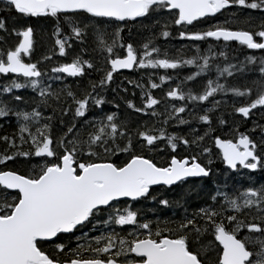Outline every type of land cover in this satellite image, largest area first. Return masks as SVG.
<instances>
[{
  "label": "snow or ice",
  "instance_id": "obj_1",
  "mask_svg": "<svg viewBox=\"0 0 264 264\" xmlns=\"http://www.w3.org/2000/svg\"><path fill=\"white\" fill-rule=\"evenodd\" d=\"M5 5L6 11L14 10L21 17L52 18L55 21L53 35L57 36L55 45L62 56L66 55V49L72 47L69 41L73 38L84 42L89 25L84 24L81 17L97 20L98 23L92 26L93 35L97 38V47L106 54V62L110 65L99 81L101 87L112 80L113 71L133 67L177 69L180 65L195 64L197 71L186 77V80L194 81L209 70L210 55L225 56L223 51L218 54L210 51L209 54L188 59L168 58L167 53L161 56L160 50L152 45L151 40H146L139 48L130 42L121 45L126 54L119 55L115 47L120 39L121 28L114 29L112 42L107 43L103 39L106 33L100 27L101 23L119 24L122 27L128 22L134 23L136 18L160 15L164 9L172 10V22L176 25L212 16L221 10L227 11L229 5L264 10V0H5ZM236 19L237 14L232 13L225 24L217 23L204 31H180L179 36L196 40L205 37L222 38L225 42L235 40L248 49L264 50V17L256 26L253 18L246 16L241 22L248 25L247 29L225 26ZM63 26L68 29L66 35ZM0 30H7L2 17ZM12 33L17 36L18 42L11 47L0 48V74L17 75L0 86V94L11 93L12 89L27 85L34 90L39 88V95L47 103L46 97L53 93L50 88L42 86L44 74L37 63L30 60V52L34 47L33 28L29 25L18 31L12 29ZM162 35L167 37L169 32L165 30ZM49 58L51 53L48 57H42ZM254 61H257V57L246 56L244 61L239 62L240 68ZM258 63L259 73L264 77V57ZM85 67L91 69L92 62L77 54L70 62L62 63L52 71L78 76L85 73ZM233 71L235 68L232 64L226 63L224 67L217 65V80L208 79L199 93L192 89L182 91L180 85L183 82H179L165 96L179 100L186 98L193 102H207L215 94L226 92L237 97H248L252 89L218 82L221 77L230 78ZM20 76L24 78V83L19 82ZM159 79L163 82L172 77L161 75ZM138 87H141L143 106L136 108L128 100L126 103L129 108L145 112L159 105L160 101L150 91H145L143 85ZM148 87L154 89L158 85L149 79ZM95 88V84L91 85L88 94L79 98L74 92L66 91V96L71 98L74 106V122L55 145L50 133L51 116L46 118L48 122L41 123V112L36 108L12 113L18 120L16 135L0 137V140H4L14 151L6 150L5 154H0V165L14 157H36L40 162L23 173L0 168V264H264V184L243 188L232 196L214 193L213 201L219 196L224 197L219 209L206 205L197 209L195 216H189L186 212L180 222H161L159 218L153 222L142 219L139 210L130 206L113 207L118 205L122 197L130 201H155L151 186H173L177 182H184L186 177H207L211 171L198 161L196 155L178 157L172 154L164 165H158L152 158L134 150V131L138 138H142L143 147H151L154 141L164 137L173 150L177 147V141L185 146L199 147L206 136H211L220 149L222 162L231 169H237L238 166L251 170L264 169V153H258L256 142L247 134L239 132L235 139H221L209 131L190 141L176 133L168 134L164 128L158 130L159 135L139 129L129 130L123 123L117 122V115L112 112L85 120L81 128L90 130L81 131L76 128L75 118L85 116L90 102L99 108L104 101L103 96L97 98L92 94ZM14 99L19 101L21 97L15 96ZM258 105L264 106V81L255 98L249 103L234 106V111L247 117L250 109ZM212 106L218 107L214 99ZM187 110L185 104L179 107L173 105L171 112L160 115H163L165 124L172 118L179 124H185L187 121L179 114ZM63 111L69 109L66 107ZM9 112L7 105L0 101V117L9 115ZM152 114L157 115L154 110ZM198 119L210 124L209 110H204ZM219 122L224 123L223 120ZM25 144L29 145V150L21 151ZM261 147L264 148V142ZM209 152L210 147L202 148L203 154ZM117 153H122L125 159L119 162L113 160L112 157ZM9 190H15V195H10ZM158 203L167 206L169 200L159 199ZM229 210L232 214L225 215ZM102 214L106 218L99 219ZM197 220L203 223L198 224ZM93 221L107 226L108 230L87 237L86 245L80 244L76 249H71V259L61 261L42 248L50 238L59 239L58 234H71L73 230ZM168 224H175V227H168ZM113 225L134 227L122 235L111 227ZM242 229L245 230L243 234ZM193 235L195 240L191 239ZM206 236L213 239L194 250L192 244ZM64 248L63 243L55 244L57 251ZM211 252L215 253L214 257L209 256Z\"/></svg>",
  "mask_w": 264,
  "mask_h": 264
},
{
  "label": "trees",
  "instance_id": "obj_2",
  "mask_svg": "<svg viewBox=\"0 0 264 264\" xmlns=\"http://www.w3.org/2000/svg\"><path fill=\"white\" fill-rule=\"evenodd\" d=\"M1 1L2 0H0V2ZM5 9L6 7L0 5V17L4 18L5 28L7 29L6 31L0 30V48L11 47L18 42L17 36L12 33V29H16L18 31L22 27L31 25L33 28V40L36 38V41L38 43L36 47H38L40 50H44L46 48L48 49V51L52 50L53 54H51V57H54V55L57 54L58 51L54 50V45L52 44V27L55 24V21L52 20V18H37L30 16L21 17L18 16L14 10L6 11ZM169 11L172 12V10ZM138 19H135V22ZM151 19L152 17L147 22L141 23V25H134L135 22L126 23L124 29H122V31L120 32V39L126 44L130 42L134 46V44H136L134 42L136 37L137 39H141L143 37L147 38L151 36L152 27L150 26L153 25L152 23H150ZM153 20L154 25H156V18ZM82 21L84 22V24L89 25L88 31L84 37V42L81 43L80 40L73 38L71 41H69V43L72 44V47L70 49L74 50L76 54L82 55L84 59L90 60L93 64V67L91 69L85 67V73L78 76H67L63 73H53L52 69L55 68V66L60 65L61 62H54V67H50L48 70H40L44 74L41 78L42 86L50 88L53 93V95L46 97L47 103H44V99L39 95V88L34 90L27 85L20 89H12L11 93L0 94V101L4 102L10 110L9 115L0 117V137H14L16 135V132L18 130V120L17 117L12 113L21 110L29 111L32 108H36L41 112V123L48 122L46 118L49 116L52 117L50 121V133L52 136L53 145H55L57 140L63 136L67 128L74 122V106L72 105L71 98H68L66 96V91L74 92L79 98L83 95L88 94V92L91 90V85L93 84L96 85V88L92 94L97 96V98H99V96H103L104 101L99 108H97L90 102L88 105V111L85 113V116L83 118H75L76 128L80 129L81 131L90 130V128H81L85 120L100 117L109 112H112L116 113L117 122L123 123L129 130L139 129L149 131V134L159 135L158 130L160 128H164L168 134L176 133L177 136H184L190 141L198 136L204 135L206 132L212 131L213 135H218L221 138L230 139L232 135L229 130H233L235 131V133H241L244 129V126L242 125H246L255 118L254 115H251L248 119H245L240 115L235 116L234 106L229 105L227 102L228 95H220L222 101L218 103V107L209 109L211 123L209 124L207 122L200 121L198 119L199 115L204 114V110H206L205 102L188 101L186 98L185 100H179L178 98L165 96V93L171 88L177 87L179 82H183L180 85L182 91H184L185 87H188V82L185 81L186 79L184 77L185 74L183 73V71H179L180 66H178L177 68L178 71L175 72L174 69L171 68H162L160 71H155V69L159 70L157 67H154L155 69L152 68L153 71L151 73L142 70V68H136L131 72L113 71L112 80L109 81L108 84L101 87L99 85V81L110 69V66L107 70L105 69L107 62H104L102 58V51L97 47V38L93 35L92 26L97 24L98 21L88 20L86 18H84V20ZM202 22L203 26H201V28H204V30H207L209 27L214 25L212 24L211 20H203L189 25H199ZM109 25L111 27H109ZM113 26L114 24L112 23L100 24V27L106 33L103 39H106L107 43L108 41H112V33L114 32ZM63 27L64 34L66 35L68 29L66 26ZM173 29L175 30V27ZM173 29L171 28L169 30L173 31ZM37 38H39V42ZM216 42L217 44L209 46L207 45L208 42L202 43L198 47L199 53L197 55L200 56L208 54L210 51L217 54L221 51L225 53V56L223 57L219 55H210L209 59L211 61V67L215 64L218 65L220 62H228L231 60H235L236 58H240L239 60L241 62L244 61L246 56H250L251 54L260 55V57L257 56V58L264 57V50L262 49L252 50L248 49L246 45H240L239 42H229V47L222 50L220 45H222L224 42ZM206 45L210 48V51H208V48H205ZM48 55L49 53H45L44 57H48ZM32 62H36L38 66L41 65L40 58H33ZM259 67V63L256 62V66L253 70L259 69ZM161 75H167L170 77H172L171 75H173L174 79L172 78L171 80H165L162 82L159 79ZM13 76L15 75H4L3 79H10L11 81ZM57 76H59L60 78L57 79ZM214 77V73L210 72L208 78H212L214 80ZM175 78L178 79V83L175 81ZM149 79H151L152 82L156 83L158 87L154 89L149 88ZM19 80H24V78L20 76ZM129 81H132V83H129ZM7 82L9 81L1 80L0 86ZM138 85H143L145 91H150L153 97L160 101L159 105L153 106L152 109H149L145 112H137L134 108H129L126 103L128 100H131L136 108H140L143 106V101L141 98V87H138ZM15 96H19L21 97V99L17 101L14 99ZM57 97H59V99H57ZM181 104H185L188 110L179 115L182 116V118L187 121V123L179 124L175 118H172L168 121L167 124H165L163 115L160 114H168L169 112H171L173 105L179 107L181 106ZM243 104H246V102L237 103L235 107L241 106ZM66 107L69 109V111L64 112L63 109ZM153 110L157 113V115L152 114ZM220 120H223L224 123L221 124L219 122ZM61 121H63V123H61ZM257 123L259 125V130L264 129V113L260 114L257 117ZM228 127L230 129H227ZM153 129H155L156 131H152ZM141 140L142 138H138L134 131V150L137 153H142L152 158L158 165H164L165 162L170 159V156L172 154H175L178 157H182L184 155H196L198 161L201 164H203L205 167L210 168V175L201 180L189 179L187 180L189 184L184 187H178L180 186L179 184L174 186L152 187L150 191L151 195L156 197L155 201L151 199H138L137 201L119 200L118 205H113V207L124 208L130 206L134 210H139V212L142 214V219H149L153 222H155L157 218H159L161 222L165 220L180 222L184 218L186 212L189 216H195L196 210L206 205L219 209L220 201L224 197L219 196L218 199L213 201L212 196L214 193H227L229 196L237 195L236 189L230 188L231 190L229 193L225 188V185L218 179L220 177V174L218 173L228 168H226L224 163L222 162V156L216 149L214 140H212L211 136H206L202 144H200V142L198 141L197 143L200 144L199 147H197V145L185 146L181 142L177 141V147L175 150L168 146L167 141L164 137H160L158 141H154L153 146L151 147H143L141 144ZM203 147H210V152L208 154H203ZM6 150L8 152L14 151V149L9 148L4 140H0V154H5ZM25 150H29V145L25 144L21 147V151ZM112 158L116 162H119L124 160L125 156L122 153H117ZM209 161H211V163H209ZM39 162L40 160L36 157H14L10 161H4L3 164L0 165V168H9L18 170L23 173L30 169L33 164H37ZM195 185H197V188H194ZM240 187V190H242L243 182ZM9 194L15 195V191L9 190ZM159 199L169 200V205H159ZM231 214L232 212L230 210L225 212V215ZM98 218L104 219L106 217L102 214ZM196 222L198 224L203 223V221L201 220H197ZM163 226L164 224L161 223V227ZM167 226L175 227V224H168ZM111 227L114 228L116 232L124 235L130 232L134 226L113 225ZM106 230H108L107 226L95 224V222L93 221L92 223L85 224L78 230H73V233L71 234H58L59 239L55 238L54 240L45 242L42 245V248L46 250L49 255L55 256L61 261H63L64 259H71V249H76L80 244L86 245L87 237L97 236L101 232H105ZM85 233L87 235L83 239H78V237H82V235ZM191 239L195 240V236L193 235ZM210 239L213 238L211 236H206L201 238V240L197 243L200 247L201 244L207 243V241ZM57 243H63L65 245V248L63 250L57 251L55 249V244ZM194 244L195 243L192 244L193 249L195 248ZM209 254L210 257L215 256L214 252H211Z\"/></svg>",
  "mask_w": 264,
  "mask_h": 264
},
{
  "label": "rangeland",
  "instance_id": "obj_3",
  "mask_svg": "<svg viewBox=\"0 0 264 264\" xmlns=\"http://www.w3.org/2000/svg\"><path fill=\"white\" fill-rule=\"evenodd\" d=\"M4 2L5 1L2 0L0 2V5L3 7H6ZM230 7H231V9L228 11V16H230L232 13H236L237 17H238V19L229 22L230 25L232 27H235V28H238V27H241L243 29L248 28L247 24H244L241 22L246 16H251L253 18V23L256 26H259L260 19L262 17H264V10L247 9V8H243L241 6H233V5H230ZM169 10L170 9H164L160 15H153V16H148L146 18H139L135 22L134 25H141V23L147 22L152 17L150 23H152L154 25L153 19L156 18V20H157L155 22L156 25L150 26V27H152L151 28L152 35L147 37V38L143 37L144 39L143 38L137 39V37H136V39L134 41L136 44H134V47L139 48L146 40H151L152 45L157 47L160 50L161 56H163L164 53H167L168 58L188 59V58H193V57L197 56V54L199 53L198 47L202 43L208 42V44H207L208 46L217 44V42L213 41L210 37H205V38L200 39V40L192 39L189 37H180L179 36L180 31H203L204 28H201V26H203V22L200 23L199 25H188V24L183 23V22L181 25H176L175 23L172 22L173 21V13L170 12ZM81 20H84V18L81 17ZM54 26H55V24L52 27L53 32H54ZM109 27H111V26L109 25ZM116 27H120L121 31H122V29H124V27H125V24L122 27L120 25L114 24L113 28L115 29ZM174 27H175V30L173 29ZM171 28L173 29V31L169 30ZM165 30H167L169 32V35L167 37L162 35V32ZM56 38H57V36L53 35L52 44L54 45L53 46L54 50L58 51V46L55 45V39ZM37 39L39 42V38H37ZM104 40L107 42L106 39H104ZM111 42L112 41H108V43H111ZM37 45H38V43H37L36 38H35L34 39V48L30 52V60L32 62L33 58H40L41 59V65L38 66V68L41 71H43V69L48 70L50 67L53 68L54 62H61V64L70 62V60L74 56L77 55L74 50L66 49V55H64V56H62L58 51L57 54L54 55V57L52 56L49 59H42V57H44L45 53L53 54V52H52V50L48 51L47 48L44 50H40L38 47H36ZM121 45H126V43H124L121 39H119L117 41V44L115 47V52H116V54L124 55L126 51L122 50ZM207 45L205 46V48H208V51H210V48ZM220 46H221L222 50L229 47V45L226 43H223ZM102 55H103L102 58L105 62L106 61V54L104 52H102ZM250 56H255V57L259 56L260 57V55H258V54H251ZM25 59H26V61H28L27 57ZM239 59L240 58H236L235 60H231L228 62H220L218 64L220 67H224V65L226 63L232 64V65H234V68H235V71H233V75L230 78L225 79V78L221 77L218 79V82L226 83L229 86H235V87H239L241 89L246 88V87L250 88V89H252L251 95H249L248 97H237V96H234V94L230 93V92H226L224 94L223 93H217V94H215L214 98H210L209 101L205 102L206 103L205 104L206 110L213 108V106H212V100L213 99L216 102L220 103L222 101L221 96H223V95H228V101H227L228 104L235 106L237 103H241V102L249 103L251 101V99H254L256 94L259 92L261 82L264 81V77H262L261 74L259 73V69H255L256 71L253 69L256 66V62H258L260 58H257V61H254L252 64H245L243 69L240 68V63H238V62H240ZM234 62H236V63H234ZM198 63H202V61H200ZM55 67H57V66H55ZM105 67H106L105 69L107 70L109 67V64L106 63ZM216 67H217V64H215L212 67L209 65V70L207 72L202 73L194 81H189V80H185V79L191 73L197 71L195 64H193V65H180L179 71H183V73L185 74L184 80L188 82V84H187L188 87H185L184 91L187 92L188 89H192L197 93L202 91L205 82L208 79H212V78H208L210 72L214 73V75H215L214 80H217ZM137 68H142V70H145V71H148V73H151L153 71L152 68H154V67H137ZM157 68L159 70H156L154 68L155 71H160L162 69L159 67H157ZM175 71H178V69H176V70L174 69V72ZM3 76L4 75L0 74V81L1 80L10 81V79H3ZM171 76L174 79V76L173 75H171ZM175 81L178 83V79L175 78ZM19 82L24 83V80H19ZM263 113H264V106H259V105L256 106V108H254V111L252 112V115H254L255 118L252 121H250L249 123H247L246 125H244V124L242 125V126H244V129L241 133L252 134L255 137L263 138V132H262V130H259V125L257 123V117ZM234 114H235V116H239V114L236 112H234ZM227 129H230V128L228 127ZM229 132H231V135H232V137L230 139H235L238 132L235 133V131H233V130H229ZM261 150H262V153H264V148H261ZM242 172H243L242 169H238V171H236V172H232L229 169L222 170L218 173V174H220L219 175L220 177L218 179L221 181V183H223L225 185V188L228 190L229 193H230L231 189H236L237 194H238L241 191L240 185L242 184V182L247 180V178H245L243 176ZM188 184H189V182L184 181V182L180 183L179 184L180 186H178V187H184ZM194 188H197V185H195Z\"/></svg>",
  "mask_w": 264,
  "mask_h": 264
},
{
  "label": "flooded vegetation",
  "instance_id": "obj_4",
  "mask_svg": "<svg viewBox=\"0 0 264 264\" xmlns=\"http://www.w3.org/2000/svg\"><path fill=\"white\" fill-rule=\"evenodd\" d=\"M231 9L230 5L228 6V10L227 11H224V10H221L219 13H217V15L213 16V17H205V18H201V19H198L197 21H195L194 23L196 22H200V21H203V20H211L212 21V24H217V23H222V24H225L226 21L229 20V16H228V11ZM230 23L226 24L225 26H229ZM231 26V25H230ZM229 26V27H230ZM232 28H235V27H232ZM238 28H241V27H238ZM127 45V44H126ZM250 136V138L256 142L257 144V149H258V153H262V150H261V144L262 142H264V132H263V138H258V137H255L254 135L252 134H247ZM258 136V135H257ZM243 170L242 174L245 178H247V180H245L243 182V188H246V187H249V186H253V187H258L260 186L261 184H264V169H261V168H257L255 170H251V169H244V168H241ZM199 180L203 179V178H198ZM188 179L184 180V181H187ZM250 215L251 214H254V213H249ZM243 215V214H242ZM246 218V217H244ZM245 230H241V233L243 234ZM195 248L194 249H198L199 245L198 243H195ZM198 246V247H197ZM210 256V254H209Z\"/></svg>",
  "mask_w": 264,
  "mask_h": 264
},
{
  "label": "water",
  "instance_id": "obj_5",
  "mask_svg": "<svg viewBox=\"0 0 264 264\" xmlns=\"http://www.w3.org/2000/svg\"><path fill=\"white\" fill-rule=\"evenodd\" d=\"M216 14H213L212 16H215ZM212 16H208V17H212ZM200 18H204V17H200ZM200 18H197V20L198 19H200ZM196 21V20H195ZM192 22H194V21H192ZM191 22V23H192ZM187 24H189V23H187ZM216 39V38H215ZM220 39H222V38H220ZM223 40V39H222ZM231 41H233V42H235V40H231ZM125 54H126V52H125ZM135 69V67H133V68H131V69H125V68H121V69H117V70H115V72H131V71H133ZM64 74H66V73H64ZM14 75H17V74H14ZM66 75H68V76H71V75H69V74H66ZM251 111H252V109H250V111H249V115L247 116V117H245L243 114H241V113H238L239 115H241V116H243L244 118H250V113H251ZM250 137V136H249ZM221 138V137H220ZM221 139H224V138H221ZM251 139V138H250ZM215 147L220 151V149L215 145ZM226 167H228L227 165H225ZM239 167V166H238ZM229 168V167H228ZM229 169H231V168H229ZM231 170H236V169H231ZM192 177H196V178H200V177H203V176H192ZM186 178H188V177H186ZM178 183V182H177ZM155 186H161V185H153V186H151V187H155ZM12 191H15V190H12ZM119 200H130L129 198H126V197H122V198H119ZM103 207V206H102ZM55 238H50L49 240H54Z\"/></svg>",
  "mask_w": 264,
  "mask_h": 264
},
{
  "label": "bare ground",
  "instance_id": "obj_6",
  "mask_svg": "<svg viewBox=\"0 0 264 264\" xmlns=\"http://www.w3.org/2000/svg\"><path fill=\"white\" fill-rule=\"evenodd\" d=\"M242 122V121H241ZM215 123V122H214ZM197 196V195H196ZM193 200V199H192Z\"/></svg>",
  "mask_w": 264,
  "mask_h": 264
}]
</instances>
